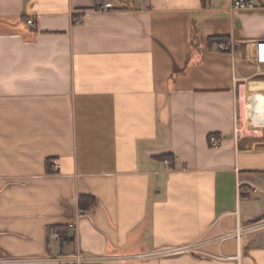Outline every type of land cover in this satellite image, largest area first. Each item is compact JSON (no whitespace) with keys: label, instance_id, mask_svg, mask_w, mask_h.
I'll return each mask as SVG.
<instances>
[{"label":"crops","instance_id":"1","mask_svg":"<svg viewBox=\"0 0 264 264\" xmlns=\"http://www.w3.org/2000/svg\"><path fill=\"white\" fill-rule=\"evenodd\" d=\"M106 1L0 0V264H264V0Z\"/></svg>","mask_w":264,"mask_h":264},{"label":"built area","instance_id":"2","mask_svg":"<svg viewBox=\"0 0 264 264\" xmlns=\"http://www.w3.org/2000/svg\"><path fill=\"white\" fill-rule=\"evenodd\" d=\"M232 7L233 9H253L255 8L254 4L250 0H232ZM115 5L111 1H104L103 3H100L97 6L98 11H109L111 9H114ZM78 21H81L80 18L76 19ZM31 26H34V22L32 19H29L27 21ZM223 49H226L227 47L225 45L222 46ZM209 141L212 145L216 146L220 143V138L217 137V135H212L209 137ZM165 163L167 166H170L173 161L171 159H166ZM54 168L57 169L58 165L54 164ZM250 190L254 194H260L264 193V189L260 188L259 186L255 184L250 185ZM70 227L75 226L74 223H71L69 225ZM264 229V219L255 221L251 223L250 225L238 228L235 233H229L226 236L222 237L221 239L224 240L228 237H236L240 238L241 235L258 231ZM51 237L53 239H60L61 238V232L60 231H53L51 233ZM202 242L197 241L196 244L186 245L182 247H176V248H167L160 251H157L155 253H147V254H141L137 255L136 259H147L151 257H157V256H167V255H174L179 254L183 252H199L198 247L201 245ZM6 261V260H5ZM10 260H7L9 262ZM48 263H59V264H102L105 261H108V257L103 256H89V255H82V254H76L73 256H59V257H51L48 259H45Z\"/></svg>","mask_w":264,"mask_h":264},{"label":"trees","instance_id":"3","mask_svg":"<svg viewBox=\"0 0 264 264\" xmlns=\"http://www.w3.org/2000/svg\"><path fill=\"white\" fill-rule=\"evenodd\" d=\"M105 0H97V4L103 3ZM121 1V0H119ZM122 2V1H121ZM221 38H223L226 42L228 37H221V36H212L208 38V43L209 44H213L216 42L221 41ZM193 44L196 45V39L193 40ZM96 203V199L95 197L92 196H88V195H81L79 196V200H78V205H79V210L82 214L88 212Z\"/></svg>","mask_w":264,"mask_h":264},{"label":"rangeland","instance_id":"4","mask_svg":"<svg viewBox=\"0 0 264 264\" xmlns=\"http://www.w3.org/2000/svg\"><path fill=\"white\" fill-rule=\"evenodd\" d=\"M246 224L247 223H245L243 225L246 226ZM256 236L259 237L260 239L261 238H264V229L243 234V238H242L243 245L245 246L247 244V241L249 239H252L253 237H256ZM224 243H225L224 245L226 247H229V248H232L233 247V248L236 249V239L235 238L234 239L232 238V239H230V240H228L226 242L224 241Z\"/></svg>","mask_w":264,"mask_h":264}]
</instances>
